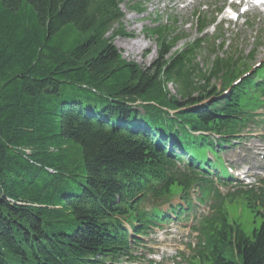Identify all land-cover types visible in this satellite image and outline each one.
I'll return each instance as SVG.
<instances>
[{"label":"trees","instance_id":"obj_1","mask_svg":"<svg viewBox=\"0 0 264 264\" xmlns=\"http://www.w3.org/2000/svg\"><path fill=\"white\" fill-rule=\"evenodd\" d=\"M123 2L0 0V264L125 261L162 222L146 207L195 184L181 159L206 163L253 123L264 73L233 83L253 55L200 70L197 43L169 58L179 40L154 29L141 69L114 45ZM218 199L190 264H264V194L243 197L250 232Z\"/></svg>","mask_w":264,"mask_h":264},{"label":"rangeland","instance_id":"obj_2","mask_svg":"<svg viewBox=\"0 0 264 264\" xmlns=\"http://www.w3.org/2000/svg\"><path fill=\"white\" fill-rule=\"evenodd\" d=\"M202 4H208L209 13L213 14L215 8L221 7L222 0H196V4L191 6L188 3L187 7L182 5L180 0H125L121 5V9L125 15L121 23L114 26V32L119 35L114 41V45L119 50L122 59L128 63H135L141 69L149 68L158 59L159 46L157 41L152 37L146 35V30L151 31L158 26H168L171 29H175L174 36H180L179 41L175 48L168 56H172L190 49L194 44L199 41H206L204 48L208 47V44H214V37L212 32L208 30V36H204L200 33L199 23L193 17L194 10H197ZM141 5L139 9L138 6ZM216 5V6H214ZM171 20L176 21V25H172ZM254 29L242 24V21L238 23H222L220 30L225 33L224 40L228 42V46L223 49L215 48L216 53L221 54V58L229 59V57L235 54L241 58H251V53L255 50L258 44V37L261 33L264 35V21L256 20ZM173 37V35H172ZM209 37V38H206ZM206 38V39H205ZM219 43L216 44L218 46ZM236 52V53H235ZM255 60L250 64L248 61L242 68L244 72L248 67H256L260 63L264 62V46L257 50L254 55ZM214 54L210 52L203 53L198 52L195 58V64L198 65L200 70H209L212 66V62L215 60ZM251 66V67H250ZM246 73V72H244ZM237 79V78H236ZM215 86L220 87L221 82H214ZM171 94H175V90L172 86L168 87ZM251 138L247 142L242 143L237 147V151L228 152L223 155L224 162L230 164L241 165L245 163L244 171H248L251 179V184L255 179L264 180V137L261 139ZM263 158V159H262ZM230 187L221 188L222 195H227L230 192ZM237 200L234 203L227 205V211L231 221L240 222L242 227L246 231L250 232L255 226L252 221L249 212L245 207V203ZM205 211L199 209V213ZM192 220V217H191ZM190 222L185 225H170L162 231H156L155 235L145 239L146 244L154 253L140 252V256H144L146 263L149 261H155L157 263L170 264L174 258L178 261L179 258H183L179 254L188 256L190 253L187 251V246L194 242V235L190 234ZM261 221H258L257 227H260ZM143 259V257H140ZM144 262H137L135 264H146ZM132 264V263H127Z\"/></svg>","mask_w":264,"mask_h":264},{"label":"snow or ice","instance_id":"obj_3","mask_svg":"<svg viewBox=\"0 0 264 264\" xmlns=\"http://www.w3.org/2000/svg\"><path fill=\"white\" fill-rule=\"evenodd\" d=\"M256 3L264 2V0H255Z\"/></svg>","mask_w":264,"mask_h":264},{"label":"bare ground","instance_id":"obj_4","mask_svg":"<svg viewBox=\"0 0 264 264\" xmlns=\"http://www.w3.org/2000/svg\"><path fill=\"white\" fill-rule=\"evenodd\" d=\"M216 151H219V150H216ZM135 259H137V257H135ZM135 260H134V257H133V259H132V262H134Z\"/></svg>","mask_w":264,"mask_h":264}]
</instances>
